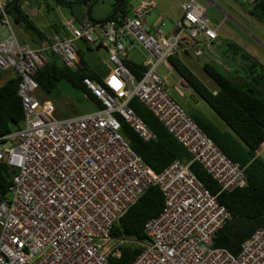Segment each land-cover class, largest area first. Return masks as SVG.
<instances>
[{
  "label": "built area",
  "instance_id": "built-area-1",
  "mask_svg": "<svg viewBox=\"0 0 264 264\" xmlns=\"http://www.w3.org/2000/svg\"><path fill=\"white\" fill-rule=\"evenodd\" d=\"M158 2L141 0L121 24L67 19L63 33L33 46L19 39L7 1L0 0V71L20 76L18 95L24 107L22 126L0 136L12 142L0 147V161L13 171L0 201V264H113L111 228L153 184L164 194V208L145 223L150 240L130 264H264V226L242 243L239 253L214 245L217 232L232 219L218 194L245 186L246 167L230 158L168 94L160 72L161 66L174 71L169 57L187 50L199 57L205 46L216 54L211 46L219 26L207 7L184 0L173 31L147 27L145 20ZM126 39L150 57L140 79L125 64ZM79 41L99 42L109 50L112 65L103 81L83 79L101 105L58 117L54 102L39 96L34 75L51 61L46 52L75 65ZM185 82L178 76L179 88L188 87ZM134 98L188 150L189 161L175 159L157 172L132 148L118 115L143 140L157 138L131 106ZM194 162L219 183L218 194L191 169Z\"/></svg>",
  "mask_w": 264,
  "mask_h": 264
},
{
  "label": "trees",
  "instance_id": "trees-1",
  "mask_svg": "<svg viewBox=\"0 0 264 264\" xmlns=\"http://www.w3.org/2000/svg\"><path fill=\"white\" fill-rule=\"evenodd\" d=\"M55 4L67 8V13L75 22L87 19L86 13L77 11L75 3L66 0H54ZM86 1V0H85ZM121 0H114V9ZM82 4V2L77 5ZM75 5V6H74ZM7 10L12 15L17 26L31 35L34 42H38L48 34L41 29L35 20L26 12L21 0L7 3ZM48 10L54 9L49 7ZM130 0H126L111 18L122 23L123 18L131 12ZM114 11V10H113ZM113 13V12H112ZM111 13V15H112ZM255 18H264V0H257L251 10ZM110 15V16H111ZM53 33H63L61 22L52 23ZM22 42H27L20 38ZM83 45L87 44L82 41ZM88 48L91 46L87 44ZM229 47L235 53L242 52L243 57L250 61L241 46L229 42ZM189 52V50H187ZM175 72L184 78L194 92L205 100L220 118L229 126V130L221 129L209 118L189 113L201 126L205 133L234 161L245 166L247 183L231 192H221L219 183L203 168L194 162L191 169L212 193L218 194L219 201L224 204L232 215L216 234L214 245L226 247L233 253H239L242 243L260 226H264V161L257 155L258 148L264 142V64L254 59L249 64L250 69L261 67L255 72L252 80L236 82L210 62L203 63V69L214 81L217 88L206 85L198 75L191 70L179 56L169 57ZM125 64L140 79L147 66L125 58ZM1 73V71H0ZM85 77L102 82L104 71L92 69L90 63L84 59L81 45L78 48V60L69 66L53 57L44 67L34 75L40 89L50 93L60 81L65 80L80 88L93 104V108L100 107L97 98L87 90L83 83ZM20 76H12L0 84V136L17 130L22 126L24 107L18 95ZM135 112L141 116L148 126L156 133L157 138L152 141L143 140L139 134L121 117L122 131L136 150L155 171L161 172L173 160L189 161L188 150L172 135L164 124L139 100L134 98L130 102ZM6 140H0V143ZM13 171L5 161H0V201L7 194L12 182ZM164 194L158 185H150L128 210L114 222L111 228L112 252L110 260L113 264H130L143 251L149 237L145 232L148 219L157 216L164 208Z\"/></svg>",
  "mask_w": 264,
  "mask_h": 264
},
{
  "label": "rangeland",
  "instance_id": "rangeland-1",
  "mask_svg": "<svg viewBox=\"0 0 264 264\" xmlns=\"http://www.w3.org/2000/svg\"><path fill=\"white\" fill-rule=\"evenodd\" d=\"M13 2V0H6ZM75 1V0H74ZM140 0H130L131 5L139 3ZM184 0H159V5L147 17V21L155 23V27H161L166 32L174 27L181 15L180 5ZM202 5L207 7V12L211 21L215 26H219V36L212 44L211 48L216 52L214 55L205 46L204 54L200 57L183 56L180 58L182 61L191 68L198 77L209 87L216 88L214 81L203 70V63L210 62L218 67L222 72L233 78L236 82H248L252 80L255 72H260V65L257 68L248 72L251 60L256 59L264 64V18H255L251 10L253 3L244 2L242 0H197ZM211 1V2H210ZM25 5V10L35 20V22L45 31L52 34L53 28L49 25L52 23L64 22L71 19L67 13V8L58 6L54 0H21ZM91 12V20L105 21L114 10V0H94ZM49 7L54 9L48 10ZM75 6V5H74ZM85 9V8H84ZM86 10V9H85ZM89 19V18H88ZM160 20V21H159ZM145 24L149 27L145 20ZM20 26L14 25V29L21 38ZM5 32V36H6ZM235 42L241 46L249 56L253 58L248 61L243 57L242 52L235 53L229 47V42ZM126 45L131 47L130 39L125 40ZM81 45L82 54L92 69L97 71H104V75L110 70L112 63L109 61V50L102 47L96 50L99 42L90 44L89 49L87 44ZM128 52V56L138 63H144L145 57L148 55L147 51L143 49L144 55L139 50H132ZM138 49V48H137ZM50 60L53 59L51 52H46ZM202 67V68H201ZM160 72L167 79L165 89L168 94L178 101L188 113H195L202 117H207L214 121L221 129L229 130V126L220 118V116L213 110V108L203 99H201L191 87H181L178 85V74L170 71L165 66L160 67ZM185 85L189 86L186 82ZM264 90V85H263ZM42 98L50 99L56 106V115L58 117H68L78 113L92 111L93 104L88 99L86 94L80 89L69 82L62 80L50 92L40 93ZM12 142L7 141L0 143L1 148L11 146ZM257 155L264 161V148L260 147ZM110 246L114 245L113 241L109 243Z\"/></svg>",
  "mask_w": 264,
  "mask_h": 264
},
{
  "label": "crops",
  "instance_id": "crops-1",
  "mask_svg": "<svg viewBox=\"0 0 264 264\" xmlns=\"http://www.w3.org/2000/svg\"><path fill=\"white\" fill-rule=\"evenodd\" d=\"M141 1V0H140ZM139 1V2H140ZM159 1V0H158ZM211 2V1H210ZM138 4V3H137ZM137 4H135V5H137ZM182 4V3H181ZM135 5H132V6H135ZM158 5H159V2H158ZM23 7L25 8V5L23 4ZM158 7V6H157ZM156 7V8H157ZM156 8H155V10H156ZM180 9H181V15H180V17L182 16V7H181V5H180ZM153 12V11H152ZM152 14V13H151ZM150 14V15H151ZM149 15V16H150ZM179 20V19H178ZM160 21V20H159ZM146 22L148 23V25L150 24L151 26H153V27H155V23H151V22H148L147 21V18H146ZM62 23V22H61ZM177 23V22H176ZM175 23V24H176ZM63 24V27H64V22L62 23ZM16 25V24H15ZM50 27H52V24H50L49 25ZM175 27H176V25L174 26V27H172L171 28V30L170 31H168V32H171V31H173L174 29H175ZM42 29V28H41ZM43 30V29H42ZM45 31V30H44ZM53 31V30H52ZM48 35H52V34H54L53 32H52V34L51 33H49V32H47V31H45ZM20 33H21V38H23L24 40H26L28 43H30V44H32L33 46H37V45H39L40 44V41H38L37 43L36 42H34L33 41V39H32V37H31V35L30 34H28L27 32H25L24 30H23V28H20ZM20 39V38H19ZM128 45H129V43H128ZM128 47V46H127ZM131 51V47H129L127 50H126V52H125V57L126 58H128L129 60H132L133 62H136L135 60H133V59H131L129 56H128V52H130ZM132 50H139V52L141 53V54H143L144 53V51L140 48H135V47H133V49ZM143 52V53H142ZM191 53H192V51L191 50H189V52L188 51H185V52H183V56H192L191 55ZM144 55V54H143ZM214 55H217V54H214ZM193 57V56H192ZM200 57V56H199ZM149 61H150V57H149V55H147L146 57H145V62L144 63H139V64H144V65H148L149 64ZM136 63H138V62H136ZM203 67V66H202ZM201 67V68H202ZM167 68V67H166ZM191 69V68H190ZM192 70V69H191ZM204 70V69H203ZM109 71H107L106 73H105V75L104 76H106L107 75V73H108ZM206 73V72H205ZM207 74V73H206ZM208 75V74H207ZM12 76H14V73H13V71H1V73H0V84H3L8 78H10V77H12ZM188 87H190V86H188ZM217 88V87H216ZM216 88H213V89H216ZM43 91L42 90H40L39 92H38V94H39V96H40V93H42ZM87 96V95H86ZM41 97V96H40ZM88 97V96H87ZM44 99H46V98H44ZM89 99V98H88ZM56 107V106H55ZM95 109V108H94ZM83 113V112H82ZM79 114V113H78ZM202 117V116H201ZM207 118V117H206Z\"/></svg>",
  "mask_w": 264,
  "mask_h": 264
},
{
  "label": "water",
  "instance_id": "water-1",
  "mask_svg": "<svg viewBox=\"0 0 264 264\" xmlns=\"http://www.w3.org/2000/svg\"><path fill=\"white\" fill-rule=\"evenodd\" d=\"M78 1H80V0H75V1H72V2H70V3H76V4H77ZM125 1H126V0H121V1L119 2V4L116 6V8L114 9L112 15H111L108 19H106V20H110V19L116 14V12L118 11V9L123 5V3H124ZM76 4H75V5H76ZM93 4H94V3H92V4L89 6L88 10H87V17H88L89 19H91V12H92V8H93ZM102 47H104L103 44H102V43H99L98 46L96 47V50H100Z\"/></svg>",
  "mask_w": 264,
  "mask_h": 264
},
{
  "label": "flooded vegetation",
  "instance_id": "flooded-vegetation-1",
  "mask_svg": "<svg viewBox=\"0 0 264 264\" xmlns=\"http://www.w3.org/2000/svg\"><path fill=\"white\" fill-rule=\"evenodd\" d=\"M68 3H70V2H72V1H74V0H66ZM80 2H82V4H79V5H77L78 3H80ZM94 2V0H80V1H78L77 2V4H76V7H75V9L77 10V11H81L82 13H86V15H87V10H88V8H89V6L92 4ZM86 10H85V9Z\"/></svg>",
  "mask_w": 264,
  "mask_h": 264
},
{
  "label": "clouds",
  "instance_id": "clouds-1",
  "mask_svg": "<svg viewBox=\"0 0 264 264\" xmlns=\"http://www.w3.org/2000/svg\"><path fill=\"white\" fill-rule=\"evenodd\" d=\"M8 3V2H7ZM15 23V22H14Z\"/></svg>",
  "mask_w": 264,
  "mask_h": 264
}]
</instances>
